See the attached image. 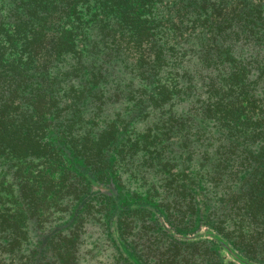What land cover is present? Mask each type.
Listing matches in <instances>:
<instances>
[{"label":"trees","instance_id":"1","mask_svg":"<svg viewBox=\"0 0 264 264\" xmlns=\"http://www.w3.org/2000/svg\"><path fill=\"white\" fill-rule=\"evenodd\" d=\"M91 233L109 264H264V0H0V264Z\"/></svg>","mask_w":264,"mask_h":264},{"label":"rangeland","instance_id":"2","mask_svg":"<svg viewBox=\"0 0 264 264\" xmlns=\"http://www.w3.org/2000/svg\"><path fill=\"white\" fill-rule=\"evenodd\" d=\"M54 163V161H53ZM69 163V162H68ZM44 176L46 175V178H51L54 176L55 172L54 170H46L44 173ZM116 182H114L115 184ZM55 188V187H54ZM56 189V188H55ZM144 188L139 185V181L129 180L124 185H117L115 192L118 194L119 202L120 203H132L138 199L136 197L139 192L143 191ZM150 201H153V204H156L155 198H149ZM72 207V205H70ZM96 214L98 215L97 209H95ZM65 218L61 219L59 223H63L66 221H69L72 218V215L65 216L62 215ZM133 217L137 218V215H133ZM234 218L237 219L235 216ZM140 219V217H139ZM33 248H36V245H38L39 242H37V234L33 235ZM85 241H87L86 245H83L81 248V255L78 259V263L80 264H109V256L108 251L110 249V246L108 245V242L105 239V236L97 235L94 236V234H87L85 236Z\"/></svg>","mask_w":264,"mask_h":264}]
</instances>
